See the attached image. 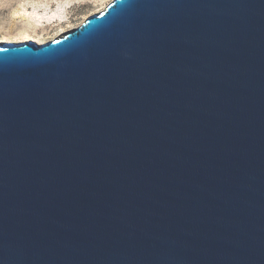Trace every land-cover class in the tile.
Masks as SVG:
<instances>
[{"label":"water","instance_id":"1","mask_svg":"<svg viewBox=\"0 0 264 264\" xmlns=\"http://www.w3.org/2000/svg\"><path fill=\"white\" fill-rule=\"evenodd\" d=\"M0 264H264V0L0 43Z\"/></svg>","mask_w":264,"mask_h":264},{"label":"rangeland","instance_id":"2","mask_svg":"<svg viewBox=\"0 0 264 264\" xmlns=\"http://www.w3.org/2000/svg\"><path fill=\"white\" fill-rule=\"evenodd\" d=\"M112 0H0V43L57 38Z\"/></svg>","mask_w":264,"mask_h":264}]
</instances>
